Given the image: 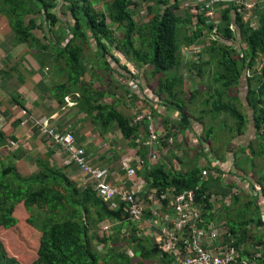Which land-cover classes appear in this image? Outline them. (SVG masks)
Wrapping results in <instances>:
<instances>
[{
	"label": "trees",
	"instance_id": "1",
	"mask_svg": "<svg viewBox=\"0 0 264 264\" xmlns=\"http://www.w3.org/2000/svg\"><path fill=\"white\" fill-rule=\"evenodd\" d=\"M136 1L0 0V15L8 19L16 46L25 45L35 55L38 53L39 56L50 58L48 64L52 69L51 74L57 80L49 93L55 102L65 106V97L71 96L76 105L67 107L68 110L76 108L84 117H89L92 126L103 135L115 127L128 146L137 149L142 159L137 176L146 182L148 189H152L151 193L160 195L172 189L179 194L198 187L195 192L196 203L201 204V211L211 210L212 205L205 196L207 187L201 182L203 171L209 167L194 166L184 173L170 167L167 162L148 163V143L135 141L140 133L143 135L140 128L148 130L150 121L145 117L134 124L133 115L120 111V107L130 109L131 105L126 102L123 105L120 96L109 90L110 81L115 80L117 88L125 92L124 101L130 97L132 102L135 100L147 104L149 98L141 86H135L139 90L135 93L124 82V76L114 67L111 69L110 61L125 72H128L126 64H134L139 71L149 69V77L157 80L154 91L157 98H152L159 105L157 110L152 107L148 110L145 106L143 109L147 111L136 110L161 117L155 120L160 127L156 132L159 137L156 142L163 148L171 144L172 136L177 133L184 136L185 130L192 129L188 104L197 96L204 97L200 102L202 109L198 120L202 121L206 114L214 118L220 114L230 116L237 126V135L244 132L247 123L244 112L239 109L246 101L252 111L258 134L255 136L260 147L257 150L255 143L247 146L248 164L254 168L257 157L264 159V10L259 13V27L252 30L248 24L241 22V14L233 5L222 8L216 4L217 10L212 19L202 16L193 19L188 10L182 16L178 13L182 0H155L154 6H147L146 21L137 23L131 11L132 8H138ZM101 2L103 8L97 10L96 6ZM59 7L61 11L65 8L71 16V23L67 27L57 13ZM194 29L196 32L192 31ZM237 36L240 39L238 43L245 46L240 50L233 44L237 42ZM184 45L187 47L184 50L199 46V52L194 55L196 60L187 63V70L192 72L195 69L196 75L205 83L204 88L190 90L189 97L184 96V81L178 74L186 59L179 56ZM94 46L99 70L103 72L96 69L91 72V77L97 78L96 83L88 79V70L83 62L85 49L92 51ZM122 60L124 64H121ZM104 75L106 82L103 81ZM239 86L244 89V101L237 97V91L234 92ZM20 97L15 94L11 98L19 107L26 109L24 100H18ZM160 108L165 113L159 112ZM21 123L22 120L16 118L11 125L17 128ZM224 127L226 123L219 119V128ZM36 128L34 123L32 129ZM212 133V128L207 129L202 139L207 141ZM4 134L0 130V233L12 229L17 231V225H25L27 227H23L22 233L29 240L36 241V250L30 258L29 249L13 256L0 241V264L175 263L173 258L162 256L157 247L149 246L145 238L138 237L137 225L127 222L125 215L108 209L94 187L86 181L79 182L72 178L69 169L74 166L54 163V152L51 150H47L44 155H37L34 173L22 175L15 164L22 153L21 148L13 151L5 144L8 137L10 141L20 143L17 135ZM198 139L203 146L204 140ZM47 140L42 138L43 143ZM247 177L254 190L259 187L264 194V174L253 180ZM251 194L254 195L253 200L245 202L244 208L238 210L242 212V217L238 216V221H235L229 215L230 219H227L235 237L234 246L238 250L243 248L241 258L248 255L246 243L251 242L249 227L259 228L261 221H264L262 211L256 204V196ZM239 197L236 196L233 202L237 203ZM251 206L252 209L249 208ZM210 215L212 219L219 217L218 214ZM106 222L112 227L107 232H101L100 226ZM116 226L118 229L114 230ZM34 233L38 235V240ZM257 244L262 245L261 241ZM122 248L129 249L133 257L120 253Z\"/></svg>",
	"mask_w": 264,
	"mask_h": 264
},
{
	"label": "crops",
	"instance_id": "2",
	"mask_svg": "<svg viewBox=\"0 0 264 264\" xmlns=\"http://www.w3.org/2000/svg\"><path fill=\"white\" fill-rule=\"evenodd\" d=\"M257 1L259 2L257 8L252 11H249L247 15L241 14L240 18L241 22L248 24L249 28H251L252 30H256L259 27V13L264 10V0ZM217 6L226 8L230 5L225 3H218ZM57 13L64 21L65 27L69 26V24L71 23V16L69 15V13H67V10L62 13L61 8L59 7L57 9ZM59 34H62V32ZM237 41H240L239 36H237ZM22 47L24 48L22 49ZM19 49L21 50L19 53H17ZM34 55V52L32 53L31 51H29V49L25 45H15V36L12 30L10 29L9 21L6 16L0 15V130L2 131V128L4 130H8V132L2 131L4 133H7V136H10V134H16L18 142H26L29 144L31 143L33 147L31 149L29 147L20 149L22 153L19 154V156L15 160V164L18 168V171L24 176H28L34 173L36 171L37 155H44L47 150H51L52 152H54L52 157L53 161L54 163H57L61 166H65L64 162L69 158V154L61 146L55 145L49 140H47L46 143H43L42 136L37 132V129H32V127L34 126L28 128L24 125V119H22L23 117H21L25 115L24 109L19 107V105L15 103L11 98L12 95L15 94H19L21 97L18 100L23 99L25 102V106L28 107L25 109L28 110L27 115L34 114L37 120L49 117L50 123L57 128L60 127V130L67 128L72 130L76 134L78 142L85 147L86 151L91 156L92 165L95 168H99L105 171V176H108L107 181L110 184L114 186H121L126 184V186L130 188V190L134 193L135 200L143 208L142 219L140 222L136 223L132 221V217L128 214V212L125 211L126 204H124L120 199L115 198L111 202L104 201L103 199L102 200L108 209L120 211L123 215L126 216L127 222H131L137 225L136 234L138 237L145 238L149 246H155L158 248V233H161L162 230L161 227L159 228L158 222L160 221H157V219L161 218L165 214H172V211H170V207L172 206L173 196H167L168 200L164 201L163 204H160L159 207L155 206L154 203H152V201L155 200V198H152V195H154L151 193L152 189H148V185L146 184V182L142 178L137 176V171L142 167V159L137 154V149L128 146V143L121 138L120 134L116 133L118 134V137L123 140L124 146L121 147L122 150H124V153L121 154V150H119L120 147L116 148L117 143H114L112 141V148H115V151L118 155L114 150L110 153L105 154L103 152L102 142L103 140H109L111 139V137H115L112 131L107 132L103 135L100 130L95 129L92 126L89 117H84V115L79 112L76 108H70L68 110L63 108L62 105H59L57 102H55L51 98L49 93V90L52 88L54 82L47 80L44 75V70H39V72H43L39 76L38 74H35L37 71L32 72V70H28L26 67L29 63V56L31 57V61H33L34 59L35 65L38 63V59H36ZM41 57L44 58L43 56ZM49 59L50 58L46 59L45 66H50L48 64ZM124 63L125 61L122 60L121 64ZM51 65H53L52 60ZM47 68L48 67L45 68L46 71H48ZM50 76L53 75L51 74ZM30 79L35 82V85L31 83ZM53 79L54 81L57 80L54 77ZM3 84L5 85L4 88ZM10 89L13 92H10ZM28 92L32 93V95L35 96L34 100L31 102V105H26V102L28 103V101H26L25 95ZM146 96L149 98V102L147 104L140 101H138V103H141L142 107L145 106L148 110H150V107L157 110L159 105L156 104V100L152 99L154 98V94H152L150 91V94H146ZM134 108H136L135 105ZM240 108H242L240 110L244 112L247 118L246 125H253V128L255 129L252 111L246 101H244V106H241ZM136 109H139V107ZM158 110L159 112L165 113V110L163 108H160ZM136 111L138 112V110ZM144 111L147 110L144 109ZM149 113H151V111ZM128 115L132 116L133 114L128 113ZM151 116L154 117L155 120L161 119L160 116H157L155 114H152ZM16 118L22 120V123L19 124V127L17 128L11 125ZM155 124L158 125L157 121ZM1 125L5 126L1 127ZM149 126L150 124L147 125L148 130L140 128L142 129L143 135L140 133L139 138L135 141L136 143H148V145L146 146H148L149 149V152L147 154V161L149 164L167 162L170 167H173L175 170H181L184 173L189 172V170H191L194 166L204 168L205 166L209 167L205 169L207 172L206 175L203 174L201 182H203L207 187L205 190V196L207 198L208 203L212 205V209L206 210L205 212L201 211V208L199 207L201 206V204H197L195 201L192 204L190 214H196L197 216L190 218L191 229L189 226V228L186 230L187 232L190 231L197 234L205 235V241L202 243V247L205 251L211 254H216L220 248L231 245L234 246L235 237H233V234L229 229L227 219H230L229 215L232 219H235V221H238V216L242 217V212L238 211L239 209H235L234 207L240 202V199L237 203L233 202L236 196H239L238 192L248 193L247 190H249V192L255 194V196L260 198L256 199V204L260 207L262 211V219H264V198H261L263 194L262 189L258 187L256 191L254 190L255 188H253L251 182H249V179L247 177L248 175H246V170L243 167V164L247 163V169H249L247 155L246 157L244 156L245 154L239 155L237 151H235L234 155V152L232 153L231 151L232 148H230L226 152L227 155L226 158H224V161L220 160L222 158L220 156L219 159H215V157L212 156V153H208V147H205L206 143H204L203 146L200 145L198 141L199 136L196 133V128L193 126L192 129L184 131V136L181 133H177L176 135H174V137L172 136L173 141L171 142V144L167 147L164 146L163 148L158 142L151 141L149 134ZM157 128L160 129L159 126H157ZM236 128L237 126L235 124V126L231 128L232 130H230V133L234 131L237 133ZM115 132H117V130H115ZM160 132L161 130H159V134ZM256 133L253 132V134L249 136V138H247V140L245 141V144L247 146L251 143H259V141L256 140L257 137L255 135L258 136V134ZM10 140V137L5 139V144H7V146L9 145ZM254 140L256 141L254 142ZM230 143L231 145L238 146L236 138H232V141ZM246 145L245 147L247 148ZM104 146H106V144H104ZM257 146L258 147H256V149L259 150V144ZM32 149H34V151ZM243 151L244 150L242 149L241 152L243 153ZM239 156H243L245 158H243V160L241 161V159H239ZM182 157L186 158V160H183ZM125 158L131 159L133 167L134 169H136L135 174L130 179V181L127 180L124 171H122L120 168V164ZM169 158L170 161H168ZM244 159L247 161L244 162ZM261 159L264 161L263 158ZM170 162H174L176 168L174 167V165H171ZM29 169L31 172L29 171ZM69 170L71 171L70 176L72 178L77 180V178L79 177V179H81V182L86 181L91 185V187H94V184L88 181L89 178L85 177L76 167L71 168ZM263 174L264 173H262V175ZM253 175L255 174L251 173V176H249V178H251L252 180L254 179ZM198 185H200V183ZM197 188L198 187L186 189L181 193H184L186 191L196 192ZM164 193L176 194L173 192L172 189H168ZM159 199L160 197L157 196L156 200ZM217 203L218 208L214 206ZM219 208L224 211L222 215L220 213L221 210H219ZM243 208L244 203H242L240 209ZM155 212L157 213L155 214ZM210 214H218L219 217L217 216L216 219H212ZM111 227L112 226L109 223H103L102 231L107 232ZM215 230H218V233H214ZM248 234V237L251 238L249 239V241L251 242H249L248 244L246 243L248 255L245 258H240L243 259L247 264L264 263V251L262 246L264 245V221H261V226H259V228L249 227ZM259 241H261L262 243L261 246L260 244H257ZM242 250L243 248H241L240 250L237 249L239 256Z\"/></svg>",
	"mask_w": 264,
	"mask_h": 264
},
{
	"label": "built area",
	"instance_id": "3",
	"mask_svg": "<svg viewBox=\"0 0 264 264\" xmlns=\"http://www.w3.org/2000/svg\"><path fill=\"white\" fill-rule=\"evenodd\" d=\"M182 2L188 3L187 8L193 19L195 16L212 19L215 16L216 4L218 3L233 5L237 12L243 15H247L249 11L256 9L259 3L257 0H182ZM65 102L67 107L76 105L71 96L65 97ZM133 116L134 124L146 117L150 121L151 141H158L159 137L156 133L158 128L155 119L150 114L146 115L143 112H137ZM35 124L42 137L48 138L53 144L61 146L69 154V158L64 164L76 167L85 177H88V181L94 184V188L101 199L107 202H111L115 198L120 199L126 204L125 211L132 217V221L136 223L141 221L143 208L135 200L134 193L126 184L114 186L107 181L108 176H105V171L92 165L91 156L85 147L78 142L77 136L72 130L69 128L60 130V127L57 128L50 123L49 117L38 119ZM170 142H172L171 139ZM120 168L124 171L127 180L130 181L136 170L133 167L132 160L125 158L121 162ZM203 174L206 175V171H203ZM152 194H154L152 198H155L152 203L158 207L168 200L167 196H173L172 206L170 207L172 214H165L157 219V221H160L158 222L159 228L161 227L162 230L161 233H158V250L162 256L173 258L175 264H247L240 258L236 247L233 245L220 248L216 254H211L202 247L205 235L186 231L189 226L191 229L190 218L197 216L196 214H190L192 204L196 199L195 192L161 193L160 195H156V192ZM157 196L160 197L159 200H156ZM214 233H218V230H215Z\"/></svg>",
	"mask_w": 264,
	"mask_h": 264
},
{
	"label": "rangeland",
	"instance_id": "4",
	"mask_svg": "<svg viewBox=\"0 0 264 264\" xmlns=\"http://www.w3.org/2000/svg\"><path fill=\"white\" fill-rule=\"evenodd\" d=\"M154 1L155 0H151V1L150 0H146V1L137 0L136 1L137 4H138V8H135V9L132 8L131 11H132V14H133V18H134V20L137 23H141V22L146 21L147 16H148L147 12H146L147 11V6H154L155 5ZM180 5H181V10L178 13L182 16L184 11L186 12V10H189L187 8L188 3H184V2L181 1ZM102 8H103L102 2H101V4L96 6L97 10H102ZM65 10H66L65 8H62V13H64ZM192 31L196 32V29L192 30ZM115 32H116V27H115ZM119 35H121V31H120ZM181 38H182V36L180 35L179 36V40H181ZM203 41H205V39H203ZM233 44L238 50L244 48V45H240L238 43V41L236 43H233ZM230 45H231V43H230ZM182 47L183 48L179 52V56L186 57V59L184 60L185 62L184 61L182 62V64H181L182 68L180 69L178 74H180L181 78L184 81L183 82V85H184V87H183L184 96L185 97H189V93L188 92H190V90H194L195 88H198V87L200 89L204 88L205 83L203 84V81H201L200 77H198L196 75L195 69H193L192 72H189L187 70V66H188L187 63L188 62L191 63V62H194L196 60L194 55L199 52V50H200L199 46H197V45L192 46L188 51L184 50L185 48H187V47H185V45L182 46ZM23 48L24 47H22V49ZM20 50L21 49H19L17 53H19ZM35 53H37V52H35ZM96 53H97V51H96L95 46L93 47L92 51L90 49L86 48L85 51H84L85 61H83L85 63V65H86V67H87V70H88L87 71L88 79L90 81H94L95 83L97 82V81H95V80H97V78H94V77L92 78L90 74H91V72L94 69L100 71L99 70V65L97 63V59L95 58L96 57ZM41 56H39L38 53L35 55V58L38 59V63L36 65H35L34 59H33V61H31V57L29 56L28 57L29 63L27 64L28 66H26V67H27L28 70L29 69L32 70V72L33 71H37L35 74H38L39 76H40L41 73H43V72H39V70L40 71H41V69L44 70V75L47 78V80H49L51 82H54L53 76H50L51 72H52L50 66H47V65L45 66V61H46L47 58L46 57L42 58ZM43 63H44V66H43ZM110 64H111V69H113V67H114V69H116V71H118L121 75L124 76V78H125L124 82L126 84L128 83L129 87L132 88L135 91V93L139 92V90L135 86H141L144 89L143 90L144 94H150V91H151L152 94H155L154 91H155L156 86H157V80L154 79V78H150L149 77V74H148V71L150 72L149 69H143L142 71H139V70L136 69L137 67L134 66V64H132V65H127L126 64L128 72H125L123 70H119L118 67H115L114 63H112L111 61H110ZM45 67H48L47 68L48 71H46ZM101 73H103V72H101ZM128 73H131L132 75H130ZM105 77L106 76L104 75V77H103V81L104 82H106L105 81ZM63 79H65V78H63ZM30 80H31V83L33 85H35V82L32 79H30ZM243 81L244 80H242V82ZM4 86L5 85L3 84V88H4ZM240 86H242V85H240ZM240 86L238 87L239 90L236 88V89H234V92L237 91V97L240 100H243L242 97H243V94H244L243 93L244 89H243V87H240ZM108 88H109V90L111 92H113L114 94L120 96V98L123 100V102H122L123 105H124L125 102H126L125 104L132 105L131 106L132 108L130 107V110L132 112L130 110H127L126 108H123L124 106L120 107V110H124V112H123L124 114H126V113L134 114V112H135L134 110H136V108H138V107H139L140 110H144L141 103H138L135 100H133V102H132L130 97L126 98L125 101H124L125 92L123 90L121 91L120 89L117 88V86L115 85V80L114 81H110V84H109ZM7 89H8V86H7ZM7 89H5V90H7ZM146 89H149L150 91L146 90ZM10 92H13V91H11V89H10ZM25 96H26V101H28V103L26 102V105H31V102L34 100L35 96L32 95V93H30V92L26 93ZM150 96H152V95H150ZM203 99H204L203 96H197L193 100V102L191 104H188V111H189L191 119H192L191 125L196 128V133L201 138V140H204V142L206 143L205 147H208V153H212V156L215 157V159L216 158L219 159V156L222 157L220 159L221 161H224V158H226V155H227L226 152L230 148H232L231 151H232V153L234 152V155H235V151H237L239 153V155L240 154L241 155L245 154L244 155L245 157H246V155L249 156L248 155L249 151L245 147V145H246L245 141L247 140V138H249V136H251L253 134V132L256 133V130L253 128V125L247 124L245 126L244 133H242L241 135H237V133L235 131L230 133L231 128H233L235 126V121L230 116H224V114H220V115H218V116H216L214 118V117H212V115L206 114L204 116V118L202 119V121L200 119L198 120L197 116L200 115V110L202 109V106L200 105V102ZM107 100L110 101L109 98ZM51 104H53V103H51ZM134 105H135L136 108H134ZM26 108H28V107H26ZM63 108L67 109V105H65V107L63 106ZM239 109H242V108H240V106H239ZM24 114H25L24 116H21V117H23L22 119H24V125L27 126L28 128H31V126H34V123H35V121L37 119L35 118L34 114L27 115V111L25 109H24ZM152 118H154V117H152ZM219 119H222L224 121V123H226V127H224V129L219 128ZM4 126L5 125H1V127H4ZM209 128H212L213 133L210 135V138H208L207 141H206L205 139H202V138H204L205 132ZM2 131L8 132V130H4L3 128H2ZM112 133H113V135L115 137H113V138L111 137V139H109V140H103V142H102V144H103V152L105 154H107L111 150L115 151V148H112V144H113V142L114 143L116 142L117 143L116 144V148L120 147L119 150H121V154H123L124 150H122L121 146H124V143H123V140H121L118 137V134H116L118 132H115V127H113V129H112ZM4 135H7V133H5ZM232 138H236V141L238 142V146L231 145L230 142L232 141ZM178 139H179V137H178ZM104 144H106V146H104ZM258 144L259 143L255 142V145H258ZM8 146L11 147L12 150H16L18 148H26V147H29L30 149L33 148L31 143L29 144V143H26V142L17 144V143H15L13 141H10ZM242 149L244 150L243 153L241 152ZM32 150L34 151V149H32ZM116 154H117V152H116ZM245 157L239 156V159H241V161H242L243 158H245ZM182 159L186 160V158H183V157H182ZM168 161H170V158L168 159ZM170 164L174 165V167L176 166L174 162H170ZM243 167L245 168L246 175H248V176H251V173H252V174H255L256 178H257V176H260V175H262V173H264V161L261 158H256L255 159V167L254 168L249 167V169H247V167H248L247 163L246 164L244 163ZM27 168H28V166H27ZM29 171H30V169H29ZM70 172H69V174H70ZM255 175H253V177H255ZM77 181L81 182V179H79V177H78ZM247 191H248V193L238 192V195L240 196V202L234 206L235 209L241 210L240 207L242 206V203H245V202L253 200V198H254V197H252L253 195L251 194V192H249V190H247ZM249 197H251V198H249ZM261 198H264V194H262ZM256 199H260V198L256 196ZM231 202H232V200H231ZM214 206H216L218 208V203L216 205H214ZM252 207L253 206H251L249 208L252 209ZM219 210H221V209L219 208ZM263 212H264V210H263ZM220 213L222 215L224 213V211L221 210ZM247 218H249V215H247ZM23 227L26 228L27 226L25 227V225H17V231L15 229L14 230L12 229L10 231H3L2 233H0V241L2 242V244L4 245L6 250H8L7 252H9V254L13 255V256L14 255H20V253H22L25 250L29 249L31 252L28 253V257L30 258V255H33L35 253V250H36V243L35 242L36 241L29 240L28 236L25 233H22V230L24 229ZM113 229L114 230L118 229V226L114 227ZM100 231L102 232V226H100ZM101 235H103V234H101ZM113 235H114V232H112V236ZM125 235H128V234H125ZM104 236H107V235H104ZM35 238H36V240H38V238H39L38 235H36ZM22 242L25 243V246L23 245ZM105 251L107 252V250H105ZM120 253L127 254L129 258L133 257L132 253L127 248H122L120 250ZM144 264H159V263H157V262H149V263H144Z\"/></svg>",
	"mask_w": 264,
	"mask_h": 264
},
{
	"label": "clouds",
	"instance_id": "5",
	"mask_svg": "<svg viewBox=\"0 0 264 264\" xmlns=\"http://www.w3.org/2000/svg\"><path fill=\"white\" fill-rule=\"evenodd\" d=\"M37 129V128H36ZM37 132H38V129H37ZM39 133V132H38ZM42 138H45V137H42Z\"/></svg>",
	"mask_w": 264,
	"mask_h": 264
}]
</instances>
